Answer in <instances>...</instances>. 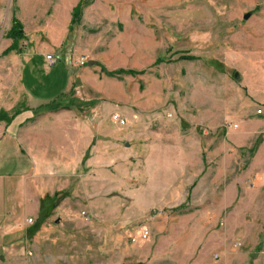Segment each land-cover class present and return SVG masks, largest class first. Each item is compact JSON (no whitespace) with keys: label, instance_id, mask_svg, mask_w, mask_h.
Masks as SVG:
<instances>
[{"label":"rangeland","instance_id":"1","mask_svg":"<svg viewBox=\"0 0 264 264\" xmlns=\"http://www.w3.org/2000/svg\"><path fill=\"white\" fill-rule=\"evenodd\" d=\"M78 1L0 0V94L13 12L25 27L15 56L60 45L43 60L68 68L69 105L100 126L84 185L26 250L36 264H108L109 243L84 236L96 224L122 239L119 264H264V0H80L71 23L62 8ZM121 68L138 72H104ZM99 157L111 175L92 171ZM140 226L149 236L130 243Z\"/></svg>","mask_w":264,"mask_h":264},{"label":"crops","instance_id":"2","mask_svg":"<svg viewBox=\"0 0 264 264\" xmlns=\"http://www.w3.org/2000/svg\"><path fill=\"white\" fill-rule=\"evenodd\" d=\"M69 8L66 5L62 9L70 17ZM16 16L24 31L23 15ZM66 24L67 21L64 23L67 29ZM9 25V21L5 22V31ZM10 42V38L4 37L1 47ZM25 47V51H21L22 57L15 56L20 51L7 52L11 57L2 64L3 67L13 66L14 74L11 85L3 95L0 94V264L37 263V254L26 250L27 244L36 248L39 226L46 222L53 210L69 200V195L78 194L77 186L84 185L86 174L81 168L91 163L81 161L100 128L92 129L80 118L78 109L69 105L67 93L73 86L68 68L57 63L47 66L43 60L44 53L57 52L60 45ZM111 161V158L108 161L101 157L94 159L92 165L97 164L98 169L92 171L100 176L111 175V164L102 169V164ZM62 192L66 194L46 217L40 219L42 199ZM89 204L91 208L92 203ZM27 218H31V223L26 222ZM104 229L89 224L84 236L107 241L109 244L102 248V252L110 256L106 263L119 264L118 251L124 248L122 239L117 235L108 236L103 233ZM94 231L95 234L90 233ZM43 254L44 257L51 256L48 249ZM64 255L63 252L59 254ZM84 258L85 255H79L78 262L84 263Z\"/></svg>","mask_w":264,"mask_h":264},{"label":"trees","instance_id":"3","mask_svg":"<svg viewBox=\"0 0 264 264\" xmlns=\"http://www.w3.org/2000/svg\"><path fill=\"white\" fill-rule=\"evenodd\" d=\"M80 10H81V3L80 0L72 7L71 9V18H70V22H76L79 18V14H80ZM11 25L8 28L7 32H6V36L11 38V43L5 48V52L9 51L11 49H18V41L23 38V32H22V27L20 22L17 20V18L14 16L13 12H11ZM178 58H183V59H192L195 58V56H193L192 54H187L184 51H181V53L178 55ZM107 75H115V74H135L138 71L133 70V69H115V70H111V71H104ZM140 72V71H139ZM84 158H86V152L83 155L82 160H84ZM66 193L62 192L58 195V193H54L51 196H45L42 201L40 203V207H39V218L42 219L44 217H46L49 213L51 208L56 204V202L58 200H60V198L62 196H64Z\"/></svg>","mask_w":264,"mask_h":264},{"label":"built area","instance_id":"4","mask_svg":"<svg viewBox=\"0 0 264 264\" xmlns=\"http://www.w3.org/2000/svg\"><path fill=\"white\" fill-rule=\"evenodd\" d=\"M45 60H47V64H52V62L54 61L53 57H51L50 54H45ZM84 60V59H83ZM83 60H79L80 62H82ZM116 118L120 119V121H122L123 119H121L119 117V115L116 113L115 116ZM26 221L28 223L31 222V218H27ZM149 231L146 229L145 226H140V228L135 229L134 231H132L131 233L128 234V241L130 243H136L139 240H144L146 239L149 235L148 233ZM28 253V252H27Z\"/></svg>","mask_w":264,"mask_h":264},{"label":"water","instance_id":"5","mask_svg":"<svg viewBox=\"0 0 264 264\" xmlns=\"http://www.w3.org/2000/svg\"><path fill=\"white\" fill-rule=\"evenodd\" d=\"M248 16H249V12H246V13H244V14L242 15V18H243V19H246ZM125 145H126V143H125Z\"/></svg>","mask_w":264,"mask_h":264}]
</instances>
